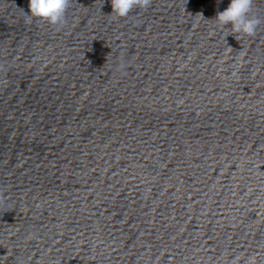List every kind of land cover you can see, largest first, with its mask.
I'll use <instances>...</instances> for the list:
<instances>
[{"label": "water", "instance_id": "obj_1", "mask_svg": "<svg viewBox=\"0 0 264 264\" xmlns=\"http://www.w3.org/2000/svg\"><path fill=\"white\" fill-rule=\"evenodd\" d=\"M229 3L0 0V264H264V0L251 37Z\"/></svg>", "mask_w": 264, "mask_h": 264}, {"label": "clouds", "instance_id": "obj_2", "mask_svg": "<svg viewBox=\"0 0 264 264\" xmlns=\"http://www.w3.org/2000/svg\"><path fill=\"white\" fill-rule=\"evenodd\" d=\"M221 0H217V5ZM71 0H28V12H25V22L39 19L52 26H63L65 14ZM112 11L109 15L127 17L135 9H147L152 0H110ZM253 0H230L223 11H217L213 18L220 27L230 28L232 33L243 36H254L261 23L259 17L253 14ZM203 16L202 13H198ZM2 199V198H0ZM241 256L233 257L228 264H241ZM243 264H258L256 255H248Z\"/></svg>", "mask_w": 264, "mask_h": 264}]
</instances>
